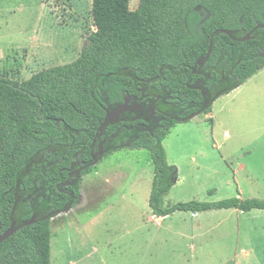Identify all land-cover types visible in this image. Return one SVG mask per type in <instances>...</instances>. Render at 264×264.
Listing matches in <instances>:
<instances>
[{"label":"trees","instance_id":"obj_1","mask_svg":"<svg viewBox=\"0 0 264 264\" xmlns=\"http://www.w3.org/2000/svg\"><path fill=\"white\" fill-rule=\"evenodd\" d=\"M129 2L92 0L96 29L75 60L23 81L0 75V233L12 221L20 225L37 215L0 242V264H51V218L43 217L73 198L57 183L66 179L75 151L89 153L107 109L126 98L153 106L159 119L152 131L137 132L122 145L151 152L149 206L155 215L264 209V199L239 196L162 206L178 179L162 143L171 128L205 98L203 111L264 67V0H139L134 10ZM217 29L230 30L232 37L216 33L204 61ZM252 29L251 38L238 40ZM123 125L108 123L104 135ZM80 184L81 178L68 189L76 196Z\"/></svg>","mask_w":264,"mask_h":264},{"label":"rangeland","instance_id":"obj_2","mask_svg":"<svg viewBox=\"0 0 264 264\" xmlns=\"http://www.w3.org/2000/svg\"><path fill=\"white\" fill-rule=\"evenodd\" d=\"M91 8L92 0H0V75L23 81L75 60L96 29ZM162 143L178 174L163 207L264 199V68ZM153 176L148 149L106 153L80 177L71 209L51 217V264H264V209L157 216Z\"/></svg>","mask_w":264,"mask_h":264},{"label":"flooded vegetation","instance_id":"obj_3","mask_svg":"<svg viewBox=\"0 0 264 264\" xmlns=\"http://www.w3.org/2000/svg\"><path fill=\"white\" fill-rule=\"evenodd\" d=\"M204 96L208 94L205 90L203 91ZM209 95V94H208ZM205 101L207 99L205 98ZM204 101V102H205ZM117 107V106H116ZM116 107L112 109H107V113H109L110 117L114 119L113 122L109 123H120L123 122V126H119V129L116 130L112 135H104L103 129L100 130L99 136L96 138L94 144L90 146L89 153L87 155H82L81 152L75 151L73 153L72 161L67 167V176L66 179L60 183H57L59 187V191L68 193L70 190L69 187L75 188L78 184L80 177L83 175V172L88 169L92 165L91 163L97 159L100 161L104 155L110 150L115 148L122 147L123 144L130 143L137 132L141 131H152L153 125L159 124V119L154 115L153 106H145V104H141L138 100H128L125 110L117 112ZM175 108L173 111L175 112ZM126 122L134 124H126ZM131 130V131H129ZM129 131V132H128ZM122 134L126 135L127 138L125 140H120ZM46 161V160H45ZM97 161V163H98ZM66 181H70L71 184L64 185L63 183ZM67 191V192H66ZM73 196L72 206L76 203L78 199V195ZM49 213V212H48Z\"/></svg>","mask_w":264,"mask_h":264},{"label":"water","instance_id":"obj_4","mask_svg":"<svg viewBox=\"0 0 264 264\" xmlns=\"http://www.w3.org/2000/svg\"><path fill=\"white\" fill-rule=\"evenodd\" d=\"M261 26L264 28V24H261ZM256 28V27H255ZM254 28V29H255ZM252 29L250 32H248L246 35H244L243 37L239 38L238 40L240 41H243V40H246V39H249L252 37L251 33L252 31L254 30ZM218 32H221V33H225L227 35H230L232 37V34H231V31L228 30V29H217L215 31H213V33L211 34V38H210V44H209V48H208V51L204 57V61H206L210 55V52H211V46L213 44V36L218 33ZM128 98L125 99L124 103L117 106L116 107V111L117 112H120V111H124L125 110V107H126V104L128 102ZM207 104V101L204 102L203 106L201 108H199L198 110L196 111H193L191 113H189L187 116H184L181 118V121H184V120H189L191 118H193L194 116H196L198 113H201L203 110H204V106ZM114 119H112L109 115V113H106L104 119L102 120V122L100 123L99 127H98V130H97V133H96V136L95 138L93 139V142H92V145L94 144L96 138L100 135L99 132L100 130H102L109 122H113ZM97 159H95L91 164H96L97 163ZM64 185H69L71 184L70 181H66L63 183ZM67 192V191H66ZM70 195H73L74 193L73 192H68ZM72 203H73V199H71L66 205H64L61 209H58V210H54V211H50L49 213H47L43 218H51L53 217L54 215L56 214H59L61 212H64L66 210H68L71 206H72ZM37 219V215H32L29 219L27 220H24L20 225H16V222L15 221H12L10 227H8L4 232L0 233V242H2L3 240H5L7 237H9L12 233H14L18 228H20L21 226H25V225H29L31 223H33L34 221H36Z\"/></svg>","mask_w":264,"mask_h":264},{"label":"crops","instance_id":"obj_5","mask_svg":"<svg viewBox=\"0 0 264 264\" xmlns=\"http://www.w3.org/2000/svg\"><path fill=\"white\" fill-rule=\"evenodd\" d=\"M263 68H264V67H263ZM261 69H262V68H261ZM261 69H259L258 71H260ZM254 75H255V74H254ZM254 75H253V76H254ZM251 77H252V76H251ZM251 77H250V78H251ZM248 79H249V78H248ZM248 79H247V80H248ZM247 80H246V81H247ZM246 81H245V82H246ZM245 82H244V83H245ZM242 84H243V83H242ZM242 84H240V85H242ZM240 85H239V86H240ZM239 86H237V87H239ZM237 87H236V88H237ZM234 89H235V88H233L232 90H234ZM232 90H231V91H232ZM231 91H230V92H231ZM230 92H228V93H230ZM226 94H227V93H226ZM219 97H220V96H219ZM219 97H218L217 99H215L214 101H217V100L219 99ZM214 101H213V102H214ZM213 102H212V104H211V107H212V105H213ZM211 107H210L209 110L204 111V112L206 113L207 116H208V115H209V116L211 115ZM194 117H195V116H194ZM191 119H192V118H191ZM189 120H190V119H189ZM166 157H167V155H166ZM80 185H81V184H80ZM71 207H72V206H71ZM71 207H70L68 210H70ZM68 210H66V211H64V212H61V213H65V212H67ZM59 214H60V213H59ZM67 214H68V213H67ZM56 215H58V214H56ZM56 215H54V216H56ZM70 264H76V262H70Z\"/></svg>","mask_w":264,"mask_h":264}]
</instances>
